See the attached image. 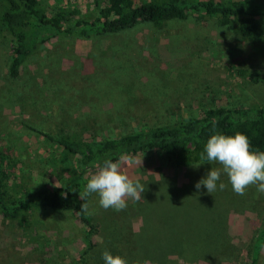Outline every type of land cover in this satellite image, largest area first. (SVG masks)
<instances>
[{"label": "rangeland", "instance_id": "obj_1", "mask_svg": "<svg viewBox=\"0 0 264 264\" xmlns=\"http://www.w3.org/2000/svg\"><path fill=\"white\" fill-rule=\"evenodd\" d=\"M38 2L49 16L59 10H77L85 19L98 13L93 0ZM35 42L11 79L8 39L0 34V150L13 152L21 172L35 181L46 179L45 152L60 151L27 126L56 138L79 134L98 141L174 125L209 109L264 106V39H243L235 22L222 26L217 18L191 14L161 29L140 23L90 39L46 34ZM126 157L142 159V166L123 170L145 184L144 200H128L116 212L90 195L99 233L81 264H104L105 250L127 264H248L264 227V195L255 186L239 196L222 174L225 189L209 194L194 185L218 165L176 168L157 154ZM24 217L27 224L0 215V264L79 260L84 228L72 212Z\"/></svg>", "mask_w": 264, "mask_h": 264}, {"label": "trees", "instance_id": "obj_2", "mask_svg": "<svg viewBox=\"0 0 264 264\" xmlns=\"http://www.w3.org/2000/svg\"><path fill=\"white\" fill-rule=\"evenodd\" d=\"M95 18L78 17V11L59 10L47 15L38 0H0V34L8 39V76L17 79L21 65L35 50V40L43 35L73 36L90 39L129 30L140 23L161 29L169 21L185 20L191 14L217 18L222 26L237 24L239 35L252 42H263L264 0H93ZM27 129L51 142L54 149L45 152L46 179L35 181L21 172L18 158L9 149L0 150V215L8 221L27 224L31 212L50 210L72 212L84 228L81 264L94 249L98 227L91 215L81 213V200L89 172L105 160L157 154L176 168L202 163L200 155L214 133L245 134L251 151H264V106L209 109L169 126L151 127L130 134H118L102 140L85 139L79 134L53 137L27 126ZM41 160V159H40ZM248 264H258L264 254V227L253 241Z\"/></svg>", "mask_w": 264, "mask_h": 264}, {"label": "clouds", "instance_id": "obj_3", "mask_svg": "<svg viewBox=\"0 0 264 264\" xmlns=\"http://www.w3.org/2000/svg\"><path fill=\"white\" fill-rule=\"evenodd\" d=\"M200 160L201 164L218 167H211L205 177L195 183L197 190L203 186L209 194L223 191L226 187L225 183L220 182L223 174L227 176L235 194L244 196L250 186H255L257 193L264 195V151H251L250 141L245 134H212L204 145ZM133 166H142V159L137 161L133 157H121L115 162L105 160L87 180L83 191L79 193L80 199L83 201L95 194L99 197L100 207L116 212L125 210L128 200L140 202L145 184L134 181L123 170ZM79 211L89 216L93 214L88 203H81ZM102 259L104 264H127L124 257L114 256L107 250L102 253Z\"/></svg>", "mask_w": 264, "mask_h": 264}]
</instances>
